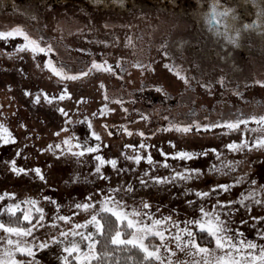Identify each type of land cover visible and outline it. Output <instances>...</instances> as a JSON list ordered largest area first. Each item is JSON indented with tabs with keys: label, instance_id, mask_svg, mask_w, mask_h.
<instances>
[{
	"label": "rangeland",
	"instance_id": "1",
	"mask_svg": "<svg viewBox=\"0 0 264 264\" xmlns=\"http://www.w3.org/2000/svg\"><path fill=\"white\" fill-rule=\"evenodd\" d=\"M16 10L0 11V32L20 29L42 47L50 46L52 51L38 54L19 51V46L25 42L23 37L0 38V125L11 134L8 136L0 129V196L4 197L0 200V214L14 204H20L24 211L42 208L44 227L35 231L34 243L50 244L53 237L62 239L59 236L61 231L90 219L91 212L77 209L76 204L89 202V197L96 204L105 195H111L126 204L129 210L141 209L143 203H148L151 207L143 211L155 218L170 216L173 221L180 222L181 228L186 219L197 218L199 208L203 206L206 211L220 212L221 219L226 221L232 233L243 234L239 239L246 238L264 245V238H261V234H264V147L252 146L254 141L264 137V128L260 125H243L237 130H230L222 125L215 128L208 126L216 125L220 120L241 119L242 116L250 118V114L252 117L259 114L258 110L262 108L255 105V98H258L255 96L246 99L243 93L246 100L241 109L236 105L229 106L230 109L222 108L223 104L216 102L223 98L232 104L241 88L248 91L255 87L253 91L259 92L260 96L258 103L264 108V49L251 52L247 57L243 63L245 76L242 73L229 75V78H234L231 80L237 81L236 86L235 82L226 83L227 79L223 81V77L218 76L222 72L218 64L205 63V66L213 69L209 72L195 68L194 64L192 66L182 56L188 55L180 51L181 46L184 49L186 46L179 44L182 38L188 39L186 35L190 32L185 31L188 30L187 25L181 27L180 32L176 28L169 30L175 25L166 22L159 13H152L151 16L133 14L122 18L107 14L87 18L81 10L63 9L52 12L51 16L47 14V19L41 13L35 14L31 8ZM214 31L217 33L218 30ZM222 35L226 38L231 33L226 31ZM189 36L193 37V34ZM175 45L180 47V53L174 49ZM240 49L243 56L247 48L241 44ZM49 60L57 68H64L68 75L88 71L93 61H106L113 71L93 70L76 80L61 79L47 67ZM177 73L185 77L187 83ZM199 80L206 86L203 87ZM194 81L199 84L194 85ZM148 82L159 86L158 91L167 96L170 103L178 99L179 104L185 105L171 107L159 103L150 106L151 98L143 96L145 86L139 89L142 98L132 106V109H140V117L130 122L125 120V102L113 94L127 92L128 95L130 86H141ZM213 86L217 93L214 99L201 97L202 100H196L197 93L194 94L193 89L202 91ZM60 90L65 92L61 94ZM80 93L95 94L101 102L104 93L112 94L111 99H117L115 104L123 105V109L114 111L117 117L123 116L118 119L120 123L124 120L122 123L126 130L122 133L117 132L110 137L104 126L100 127L93 119L90 121L92 134L95 133L100 139L97 145L92 146L98 149L96 152L85 151V145L77 147L81 142L73 140L71 133L65 130V113L71 109L69 101L72 99V107L79 111L80 104L76 98ZM56 95L59 97L57 101ZM61 96L65 98L60 99ZM193 100L195 103L191 102ZM197 103L206 110L192 111L190 113L196 119L186 120L184 117L190 115L188 110L193 106L191 104ZM71 118L76 119L75 116ZM167 118L175 119L173 126H191L193 129L194 125H198L197 128L201 126L202 130L163 132V127L159 125ZM151 121L157 122L159 138L176 139L174 148H163L166 153L170 150L169 154L150 150L145 144V147H140ZM4 138L9 139L10 143L4 144ZM244 141L249 144L246 149L234 151L228 147ZM81 151H84V155H74ZM181 151L193 153V158H178L177 153ZM97 156L105 161L115 160L116 167L105 163L97 173ZM136 156L142 157L139 163L135 160ZM148 156L152 158L151 163ZM13 166L24 171L14 172ZM35 169L40 170L43 179L39 178ZM176 173H192V178L173 180ZM155 178L167 179L168 182L157 183ZM220 185H231V188L225 192L218 187ZM197 193L210 195L202 197ZM251 193L255 194L254 198L239 202ZM28 200H35L37 204L22 203ZM256 200L261 203H256ZM217 201L226 206L223 209L214 208ZM57 216L71 217L72 224L57 220ZM52 224L57 227H52ZM153 243L158 244L159 241ZM63 246L51 243L47 249L34 248L36 264L58 261ZM4 247L6 245H0V249ZM177 255L185 259L183 254ZM17 259L31 258L17 256Z\"/></svg>",
	"mask_w": 264,
	"mask_h": 264
},
{
	"label": "snow or ice",
	"instance_id": "2",
	"mask_svg": "<svg viewBox=\"0 0 264 264\" xmlns=\"http://www.w3.org/2000/svg\"><path fill=\"white\" fill-rule=\"evenodd\" d=\"M219 0H213V7L208 13V20L211 24L220 25L222 20H226L229 16L235 21L237 18L232 13L231 9H226L222 12L217 11ZM261 18H264V10L259 13ZM226 31L234 32V35H227L226 39L229 43L236 44L242 30L255 29L257 24H243L240 28H234L232 24H224ZM218 35H221L217 31ZM16 36L23 37L24 43L18 48L19 51H32L33 53H46L52 51L51 47H42L40 43L31 39L25 32L20 29H15L9 32H0V38L8 39ZM47 67L54 75L61 79L76 80L83 76H87L91 71L112 72L113 69L105 61L104 63L92 62L88 71H81L79 75H68L64 68H57L52 61H48ZM180 79L187 80L180 76ZM61 96L60 99H64ZM39 97L37 98V102ZM50 102V101H49ZM252 121L261 125L264 128V115L259 117H251ZM248 120L237 119L234 122H228L224 127L230 130H237L240 126L247 125ZM213 125L210 127H219ZM175 127L176 131L189 132L192 127ZM3 129V125H0ZM7 133L6 129H3ZM258 131V129H252ZM10 136V133H7ZM95 135V133H93ZM131 135V133H129ZM143 136V133H140ZM96 139H99L96 136ZM4 144L10 143L7 138L3 139ZM64 143H69L65 141ZM254 147H264V137H261L253 142ZM56 147H59L57 145ZM80 147V145H77ZM145 147L144 144L140 145ZM228 147L234 151H240L249 147L247 141L240 144H230ZM71 149H69L70 151ZM97 148L87 147L85 151L96 152ZM74 155L82 156L84 151L74 153ZM193 153L181 151L177 153L180 159H192ZM99 162L96 172H100V168L105 163L116 167V161H105L100 156L96 157ZM142 157L136 156L137 163ZM151 163V156L147 157ZM15 162H13V165ZM165 166H167L165 164ZM14 172H23V169H17L13 166ZM40 179L43 176L39 169L34 170ZM107 177H105L106 179ZM192 173H176L172 178L175 179H191ZM157 183H167V179L155 178ZM141 183H145L141 181ZM223 191H228L231 185L218 186ZM132 191L131 188L128 189ZM198 196L207 197L210 193H197ZM255 194L251 193L244 197L240 203L249 198H254ZM4 197L0 196V200ZM89 197L87 203L76 204L77 209H82L85 212H91L90 219L85 223H76L66 231H61L59 236L62 239L52 238L51 243L64 245L62 255L59 258L61 264H264V245L255 243L254 241L239 239L242 233H232L226 226V221L221 219V213L218 211H206L203 206L199 208L200 215L194 219H186L183 221L184 227H180V222L173 221L169 217L155 218L150 213L143 211L149 209L151 205L143 203L141 209H128L126 204L115 199L111 195H105L104 198L96 204L91 202ZM51 202V201H50ZM256 203H261L256 200ZM24 204L36 205L37 201L28 200L22 202ZM231 204L232 202H228ZM226 205L217 201L214 208L223 209ZM20 213L18 216L17 213ZM9 217L7 222L0 220V245H6L0 249V264H36L35 251L50 247V244L45 242L35 244V231L44 227L45 216L43 209L35 207L34 211H24L20 204L9 205L3 209ZM22 216V219H21ZM35 219V223L33 220ZM65 224H72V218L69 216H57L56 218ZM26 225V226H25ZM171 225V227H170ZM52 227H57L52 224ZM83 229V231H80ZM173 229L175 232L173 233ZM197 237H200L198 242ZM31 238V240H30ZM264 238V234H261ZM159 243H153V241ZM214 245L209 247L208 245ZM177 253L183 254L185 259H180ZM258 253V254H257ZM17 256L28 257L31 259H17Z\"/></svg>",
	"mask_w": 264,
	"mask_h": 264
},
{
	"label": "flooded vegetation",
	"instance_id": "3",
	"mask_svg": "<svg viewBox=\"0 0 264 264\" xmlns=\"http://www.w3.org/2000/svg\"><path fill=\"white\" fill-rule=\"evenodd\" d=\"M213 7V0H0V11L11 10L15 12L16 9H28L31 8L35 11V14L41 13L43 16H51L52 12L59 10H81L85 13L87 18L95 17L98 15L111 14L113 16H128L133 14H140L145 16L159 13L166 22L174 24L175 27H170L169 30L176 28V31L180 32L181 27L187 25V33L190 32L187 40H179V44L185 45V49L181 50L179 46H174V49L184 51L186 60L190 64H194L195 68L204 69V72L213 71L209 66H205L208 61L212 64H218L222 67V72L218 76L223 77V81L227 79V82H235L237 86V81H233L229 78V75L236 76V74H243L244 65L247 57L250 56L251 52H255L258 49H264V18L259 16L261 10H264V0H219L217 7L218 12H222L226 9H231L232 13L236 16V20L233 21L231 16L226 20H222L225 23L220 25H213L208 20V13H210ZM63 8V9H62ZM17 11V10H16ZM33 13V11H32ZM48 14V15H47ZM18 15L15 14V16ZM175 21V22H174ZM191 22V23H190ZM232 24L234 28H240L243 24H257L255 29L242 30L238 39V44H232L224 41L225 36L222 35L226 32L224 24ZM222 32L223 38L218 36L214 30ZM168 30V31H169ZM234 35V32H230ZM192 37V38H191ZM41 38H43L41 36ZM191 38V39H190ZM241 44L245 45V55L240 53ZM199 45V46H198ZM179 51V53H180ZM189 64V66H190ZM207 65V64H206ZM228 78H224V77ZM245 76V74H243ZM200 81V80H199ZM201 82V81H200ZM199 84L194 81V85ZM203 87L206 86L205 83L201 82ZM161 87L163 85L161 84ZM191 88V87H190ZM215 87L195 88L199 93H209V98L212 96L215 98L217 93ZM213 89V91H212ZM253 88L238 89V97L242 92H246L244 95L246 99L250 98L252 95ZM237 91V90H236ZM160 93V92H159ZM165 98L163 93L158 94L155 98ZM213 98V99H214ZM246 99L243 103H245ZM256 99V98H255ZM207 100V98H206ZM231 104L230 100H225L220 98L217 103H222L223 106H235L236 103L239 104V100H234ZM250 101L248 100V103ZM242 103V104H243ZM250 117V116H249Z\"/></svg>",
	"mask_w": 264,
	"mask_h": 264
},
{
	"label": "trees",
	"instance_id": "4",
	"mask_svg": "<svg viewBox=\"0 0 264 264\" xmlns=\"http://www.w3.org/2000/svg\"><path fill=\"white\" fill-rule=\"evenodd\" d=\"M149 83V82H148ZM132 85H134L132 83ZM156 84L154 83H142V85L140 86L138 84V86H130V90L131 92L129 91L130 94L127 95V92L125 94L121 93V94H113V95H117V99H119L120 101H124L125 102V106H126V109L127 111L124 113L125 114V120H128L129 122L132 120H136L138 119V117H140V109H132V106L134 105H137V101L139 99L142 98V96L140 97V91L139 89H143L145 86H147V88L144 89V95L145 98H151L152 102H150L149 104H151L150 106H155V105H158L159 103H162V104H165V106H179V107H183L185 105L184 104H179L178 102V99H176V101H172V103H170V100L165 97L164 99L160 97V99L157 97L155 98L156 95H158V93L160 91H158L159 89V86H155ZM127 87V86H126ZM143 87V88H141ZM164 91L165 89L163 87H161ZM255 87H253L254 89ZM127 89V88H126ZM252 89V91H253ZM158 93H155L157 92ZM61 94L63 92H65L64 90H60ZM142 92V91H141ZM192 92L195 94V97H196V100H202V98H209V93L206 92V94L203 92V93H200L197 92V90H192ZM243 93L247 95L246 92H242L239 97L236 99V100H239V104L236 103V108H239L241 109V105L242 103L244 102L243 99ZM253 95L255 97H258L256 98L255 100V105L262 110H258L259 114L255 117H259V116H262L264 115V108H263V105L262 104H259V92H254L253 91ZM105 94V97H103L104 99L101 101H99V99H97L96 95L95 94H85V93H80L78 94V98L77 101L78 103L80 104V109L79 111L75 108V107H72L73 106V100L71 99V101H69L70 103V107L71 109H68L66 110L67 113H65V119H66V125H65V130L67 129L70 133H71V138L74 140L78 139L79 142H81L80 147L85 145V148L87 147H91L92 146H95L97 145L100 141V139H96V136L92 134V129L90 128V121L93 119L95 121V123H98L97 125H99L100 127H105V129L107 130V133L109 134L110 137H113L115 134H118L119 133H122L124 132L126 129L124 128V123H122L123 121L118 122V119L120 118H123V116H119L117 117V115L114 114V111H116L117 109L121 110L123 109V105H116L115 104V100L117 102V99H115L114 101L111 99L113 97V95H106ZM112 96V97H111ZM101 97V96H100ZM194 97V98H195ZM197 97H202L201 99H198ZM59 97L56 95V101ZM214 98L213 96L210 98L212 99ZM204 100V99H203ZM180 101V100H179ZM192 103H195L194 100L191 101ZM259 102V103H258ZM122 103V102H121ZM175 103V104H174ZM193 105V106H192ZM192 106V107H191ZM191 106L189 105L188 107H191L188 111V114L190 115H186L184 118L186 120H193V119H196V116H192V111L194 112H197L198 110L200 109H203V110H206L205 108H202L201 105H199L198 103L197 104H191ZM255 106V107H256ZM137 107V106H136ZM178 107V108H179ZM222 108H229L226 106H221ZM231 107V106H230ZM235 107V106H234ZM180 109V108H179ZM230 109V108H229ZM182 110V109H181ZM197 110V111H196ZM75 113V114H74ZM76 119H72L71 117H74ZM251 114H250V118H251ZM250 118H246L244 116H242L241 119H246L248 120V123L247 125H244L245 127L246 126H255V125H259L257 124L256 122L252 121ZM169 118H167L165 121H163L159 127H163L162 129L164 130L163 132H167L169 133L168 130L170 131H176L175 130V127L173 126V124L175 123V119L173 118L172 120H168ZM117 120V122H116ZM237 119H231V120H228V121H219V123H216V125H226L228 122H234L236 121ZM178 121V119H177ZM194 122V121H193ZM120 123V124H118ZM157 122H153L151 121L149 123L150 125V129L146 131L145 135H144V138L142 140V143L145 144L150 150L151 149H154V150H158L160 151L161 153H164V154H169L170 153V150L167 151L169 153H166L163 148L164 147H167L168 149H172L176 146V139L175 138H172V137H167L165 138V140H163L161 137V139L159 138V135L157 134ZM148 125V126H149ZM198 125H194L193 127V131H197V130H202L201 126H199L197 128ZM209 128H215V127H210V126H213V125H208ZM207 126V127H208ZM243 126V124L241 125ZM261 126V125H260ZM206 127V128H207ZM129 128V127H128ZM224 129H228L227 127H223ZM161 129V128H160ZM166 129V130H165ZM130 130V128H129ZM214 130V129H213ZM112 135V136H111ZM75 142V141H74ZM132 146V145H131ZM17 215L19 216L20 213L18 212ZM9 219V217L7 216L6 213H1L0 214V220H3L4 222H7ZM21 219H22V216H21ZM35 221V219L33 220V222ZM26 226V225H25ZM199 238V237H198ZM200 240V238H199Z\"/></svg>",
	"mask_w": 264,
	"mask_h": 264
},
{
	"label": "crops",
	"instance_id": "5",
	"mask_svg": "<svg viewBox=\"0 0 264 264\" xmlns=\"http://www.w3.org/2000/svg\"><path fill=\"white\" fill-rule=\"evenodd\" d=\"M51 244V243H50ZM47 249V248H46ZM43 253V251H42ZM44 260H45V257H44ZM56 262V263H55ZM52 264H61V260L59 259L58 261H53Z\"/></svg>",
	"mask_w": 264,
	"mask_h": 264
}]
</instances>
